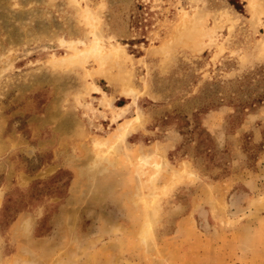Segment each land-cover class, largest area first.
<instances>
[{
  "label": "rangeland",
  "instance_id": "1",
  "mask_svg": "<svg viewBox=\"0 0 264 264\" xmlns=\"http://www.w3.org/2000/svg\"><path fill=\"white\" fill-rule=\"evenodd\" d=\"M0 264H264V0H0Z\"/></svg>",
  "mask_w": 264,
  "mask_h": 264
}]
</instances>
